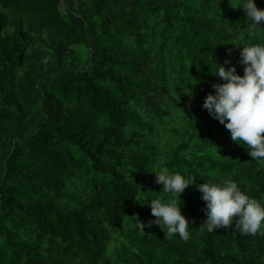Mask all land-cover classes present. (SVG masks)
<instances>
[{"label": "trees", "instance_id": "obj_1", "mask_svg": "<svg viewBox=\"0 0 264 264\" xmlns=\"http://www.w3.org/2000/svg\"><path fill=\"white\" fill-rule=\"evenodd\" d=\"M224 15L242 45L264 42V27L249 32L230 0H0V264H45L56 244L78 264H264V236L241 234L235 221L201 231L206 202L195 184L181 194L187 241L150 224L146 203L164 194L146 188L158 146L144 138L171 113L170 94L223 83L211 70L242 50ZM149 29L160 37L154 54ZM204 101L192 98L168 129L177 140L163 164L197 183L232 179L264 204V169ZM80 177L86 201L68 189ZM117 231L125 244L112 258Z\"/></svg>", "mask_w": 264, "mask_h": 264}, {"label": "clouds", "instance_id": "obj_2", "mask_svg": "<svg viewBox=\"0 0 264 264\" xmlns=\"http://www.w3.org/2000/svg\"><path fill=\"white\" fill-rule=\"evenodd\" d=\"M234 8H242L251 28H262L264 9L256 0H236ZM242 46L240 63L244 75H239L235 65L226 67L229 61L217 63L213 75L223 83L213 84L215 94H208L203 107L219 120L229 131L233 142L249 150L257 162H264V42ZM156 173V182L163 185L164 195L155 196L146 203L156 218L151 223L158 224L166 238L179 235L187 241L190 238V222L183 214L181 194L192 184L202 193L206 202V219L201 231L216 232L219 228L235 226L244 235L264 236V204L248 195L238 184L229 178L219 182L205 181L197 183L191 177L180 172H172L163 164ZM165 196L167 198H165ZM137 226L144 230L145 225L137 221Z\"/></svg>", "mask_w": 264, "mask_h": 264}, {"label": "rangeland", "instance_id": "obj_3", "mask_svg": "<svg viewBox=\"0 0 264 264\" xmlns=\"http://www.w3.org/2000/svg\"><path fill=\"white\" fill-rule=\"evenodd\" d=\"M88 0H72L73 7H78L81 3H87ZM194 8H199V4L192 3ZM63 12L66 16L69 14V4L65 1H63ZM244 11V10H243ZM210 13H213V11H210ZM245 13V11H244ZM246 14V13H245ZM225 19H220L219 24L224 27L231 35L233 42L237 45H242L241 39L243 37V33L238 29L236 25L233 24L231 17L228 15H224ZM253 28L250 27L249 32L252 31ZM148 33L150 35L149 42L150 46L152 47L153 54L158 48L159 36H154L152 30H148ZM242 46H239L238 48H241ZM240 50L236 53H232L233 57V65L236 66L237 73L239 75H244V65L240 63L241 56H240ZM214 94L215 89L213 87L205 88L202 91L197 90H187L185 92V99H175L174 95L169 96L168 100L166 101V105L168 109L170 110V114L166 117L165 123L159 125L156 127V130L153 134H149L144 139H150L156 143L158 146L157 153L158 155L155 158L154 162V170H158L161 166V161L164 162L167 153L169 152L170 148L175 145L176 143V136L173 135L168 129L173 126H180L183 122V110L186 107L191 106V99L196 97H203L206 98L208 94ZM259 166L264 169V163L259 162ZM84 182L85 180L83 178H77L73 181H68V189L71 192H75L77 194V197L79 200L86 201L88 200V194L84 191ZM147 190L150 194H155L157 192H160L162 187L161 184H158L156 182V173L154 171V178L153 180L146 186ZM65 201L72 202V200L66 199ZM72 204H75V202H72ZM135 225V221L133 219H128L125 223L126 228H131ZM125 244V238L120 233V231L113 232L112 238L109 242V251L108 256H111L112 258L115 257V250L120 248L122 245ZM56 250L47 251L46 256L47 260L45 264H52L54 260L61 259L63 261V264H78V259L76 258H68L65 257V255L60 251V246L58 244L55 245Z\"/></svg>", "mask_w": 264, "mask_h": 264}]
</instances>
